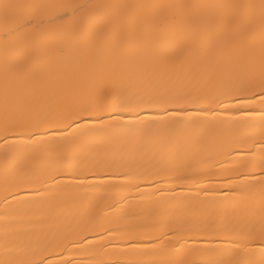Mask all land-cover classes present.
<instances>
[{
  "label": "bare ground",
  "instance_id": "obj_1",
  "mask_svg": "<svg viewBox=\"0 0 264 264\" xmlns=\"http://www.w3.org/2000/svg\"><path fill=\"white\" fill-rule=\"evenodd\" d=\"M0 264H264V0H0Z\"/></svg>",
  "mask_w": 264,
  "mask_h": 264
}]
</instances>
